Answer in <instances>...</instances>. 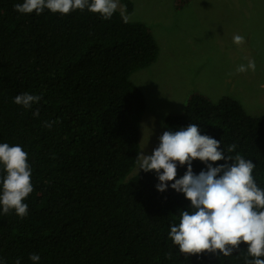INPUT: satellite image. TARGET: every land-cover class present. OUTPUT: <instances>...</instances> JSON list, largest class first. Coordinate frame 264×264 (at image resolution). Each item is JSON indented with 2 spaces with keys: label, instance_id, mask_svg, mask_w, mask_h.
Wrapping results in <instances>:
<instances>
[{
  "label": "trees",
  "instance_id": "obj_1",
  "mask_svg": "<svg viewBox=\"0 0 264 264\" xmlns=\"http://www.w3.org/2000/svg\"><path fill=\"white\" fill-rule=\"evenodd\" d=\"M119 1L123 10L105 20L87 8L21 14L14 6L23 0H0V144L28 153L33 184L26 217L4 214L0 205V264H247L246 243L229 256L180 252L169 234L184 210L194 211L190 200L171 188L174 181L159 191L154 170L127 179L138 163L147 105L131 76L155 63L160 47L148 24L125 22L133 0ZM189 2L174 0V7ZM24 93L41 99L25 108L14 102ZM189 124L219 140L225 155L252 160L264 190L263 116L232 96L191 90L164 117L172 132ZM206 169L193 161L194 173ZM177 170L179 179L187 165ZM5 174L0 164V180Z\"/></svg>",
  "mask_w": 264,
  "mask_h": 264
},
{
  "label": "clouds",
  "instance_id": "obj_2",
  "mask_svg": "<svg viewBox=\"0 0 264 264\" xmlns=\"http://www.w3.org/2000/svg\"><path fill=\"white\" fill-rule=\"evenodd\" d=\"M14 7L21 14L35 11L37 15L45 8L61 14L87 8L107 20L116 12L118 3L116 0H23ZM124 19L127 22V18ZM233 41L239 45L244 38L236 35ZM255 68V62L250 60L246 66L240 65L237 72L255 71ZM40 99L38 95L24 93L17 95L14 102L31 108ZM34 115L38 116L39 111ZM45 126L51 128L52 123L46 121ZM220 144L219 140L202 135L197 124H189L175 132L165 131L153 154L140 153L138 163L140 170L157 173L159 191H166L168 182L174 181L171 188L184 193L191 202L190 208L194 211L184 210L179 224L173 225L169 234L180 252L194 255L218 251L229 256L241 243H246L248 256L253 258L247 264H264V190L253 177L256 165L240 155H225ZM234 150L235 145H232L227 153ZM197 159L207 165L199 174L193 171V161ZM221 160L226 162L213 166ZM0 164L6 173L0 180L3 213L14 210L17 216L24 218L28 215L24 200L33 191L28 153L21 145L2 143ZM178 164L187 165V171L179 179L176 178ZM30 259L39 261L40 256L32 254Z\"/></svg>",
  "mask_w": 264,
  "mask_h": 264
},
{
  "label": "rangeland",
  "instance_id": "obj_3",
  "mask_svg": "<svg viewBox=\"0 0 264 264\" xmlns=\"http://www.w3.org/2000/svg\"><path fill=\"white\" fill-rule=\"evenodd\" d=\"M133 2V12L124 15L148 24L160 47L156 62L131 76L147 100L140 153L153 154L169 131L165 115L180 110L191 90L212 99L232 96L249 113L264 117V0H190L179 10L174 0ZM236 35L243 43H234ZM250 60L255 71L237 72ZM139 170L137 163L127 179Z\"/></svg>",
  "mask_w": 264,
  "mask_h": 264
}]
</instances>
